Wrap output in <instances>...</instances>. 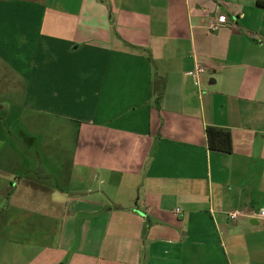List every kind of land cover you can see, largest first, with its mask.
<instances>
[{
    "label": "crops",
    "instance_id": "0c3cea01",
    "mask_svg": "<svg viewBox=\"0 0 264 264\" xmlns=\"http://www.w3.org/2000/svg\"><path fill=\"white\" fill-rule=\"evenodd\" d=\"M263 210L264 0H0V264H264Z\"/></svg>",
    "mask_w": 264,
    "mask_h": 264
},
{
    "label": "trees",
    "instance_id": "16d2710c",
    "mask_svg": "<svg viewBox=\"0 0 264 264\" xmlns=\"http://www.w3.org/2000/svg\"><path fill=\"white\" fill-rule=\"evenodd\" d=\"M160 96H158V101ZM206 136L208 146L212 150H217L225 153H231L232 151V137L228 130L217 128V127H207Z\"/></svg>",
    "mask_w": 264,
    "mask_h": 264
},
{
    "label": "built area",
    "instance_id": "2783aa9c",
    "mask_svg": "<svg viewBox=\"0 0 264 264\" xmlns=\"http://www.w3.org/2000/svg\"><path fill=\"white\" fill-rule=\"evenodd\" d=\"M227 21L226 16L224 15H220L216 21L212 22L209 26V28L213 31L218 30L219 26L223 23H225ZM206 72V68L200 64L197 63L195 66V69L192 72V77L196 82H199L201 80V77L203 76V74ZM240 212L239 211H234V212H230L228 213V217L231 220H235L239 217ZM261 216L264 217V210L261 211Z\"/></svg>",
    "mask_w": 264,
    "mask_h": 264
},
{
    "label": "rangeland",
    "instance_id": "374dc122",
    "mask_svg": "<svg viewBox=\"0 0 264 264\" xmlns=\"http://www.w3.org/2000/svg\"><path fill=\"white\" fill-rule=\"evenodd\" d=\"M12 249L13 247L7 244L6 242H0V256L7 255Z\"/></svg>",
    "mask_w": 264,
    "mask_h": 264
}]
</instances>
